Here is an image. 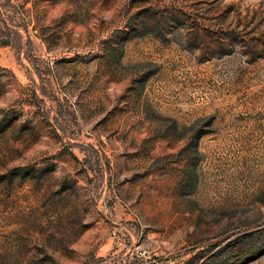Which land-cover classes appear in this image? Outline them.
I'll return each mask as SVG.
<instances>
[{
	"label": "rangeland",
	"instance_id": "obj_1",
	"mask_svg": "<svg viewBox=\"0 0 264 264\" xmlns=\"http://www.w3.org/2000/svg\"><path fill=\"white\" fill-rule=\"evenodd\" d=\"M0 264H264V0H0Z\"/></svg>",
	"mask_w": 264,
	"mask_h": 264
},
{
	"label": "trees",
	"instance_id": "obj_2",
	"mask_svg": "<svg viewBox=\"0 0 264 264\" xmlns=\"http://www.w3.org/2000/svg\"><path fill=\"white\" fill-rule=\"evenodd\" d=\"M176 19H177L176 17H173V20H174V21H176Z\"/></svg>",
	"mask_w": 264,
	"mask_h": 264
}]
</instances>
